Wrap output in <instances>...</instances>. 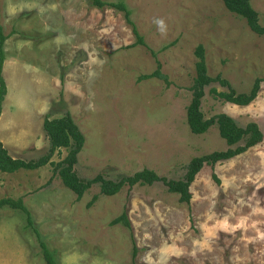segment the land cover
<instances>
[{"label": "rangeland", "instance_id": "rangeland-1", "mask_svg": "<svg viewBox=\"0 0 264 264\" xmlns=\"http://www.w3.org/2000/svg\"><path fill=\"white\" fill-rule=\"evenodd\" d=\"M122 1L147 47L128 48L136 38L123 12L89 0H0L7 90L0 142L8 155L29 161L46 154L43 120L68 113L84 137L74 166L80 179L118 182L142 169L182 179L191 159L228 148L215 125L195 135L186 123L198 45L207 74L227 80L237 93L261 80L247 106L215 98L210 88L227 89L209 85L200 106L204 118L225 114L243 128L256 123L262 142L204 164L189 203L162 182L124 185L114 196H103L95 184L77 200L51 164L0 172V199L23 200L57 264H264V35L221 0ZM250 3L264 27V0ZM158 64L167 82L140 79ZM66 153L61 149L51 161ZM123 212L130 229L110 225ZM26 224L19 211L0 209V264H45Z\"/></svg>", "mask_w": 264, "mask_h": 264}, {"label": "trees", "instance_id": "trees-1", "mask_svg": "<svg viewBox=\"0 0 264 264\" xmlns=\"http://www.w3.org/2000/svg\"><path fill=\"white\" fill-rule=\"evenodd\" d=\"M221 1L230 13L245 20L252 32L258 35H264V27L259 24L258 13L252 7L250 0ZM89 2L93 7L98 9L106 7L123 12L124 18L131 26L132 32L136 38L135 43L129 45L128 48L135 47L137 45L147 47L143 37L138 33L137 28L131 19V11L122 0H117L115 2L89 0ZM5 40L6 37L3 35L2 28L0 26V106L7 92L5 80L2 75L4 63L3 45ZM174 44L175 41L168 43L162 46L160 51H164ZM148 50L151 55H155L153 50L149 48ZM194 55L197 61L195 63V76L190 87L191 99L186 108L187 126L192 134L202 135L206 133L210 127L215 125L220 138L225 141L228 148L225 151H215L210 154L191 159L187 164L186 172L182 179L167 180L166 178L159 177L154 171L148 169H142L141 171L135 172L131 176L121 177L118 182L105 180L100 175H97L90 180L80 179L74 172V166L77 163V156L84 145V137L68 113L58 118L49 119L48 117H45L42 128L48 138L49 148L46 154L36 160L24 161L14 159L8 155L7 151L3 148L2 143L0 142V172L12 174L18 170L32 171L51 164L53 166V172L58 175L61 183L76 195L77 200L81 199L83 194L95 184H99L100 193L103 196H114L124 185H128L129 187H133L135 185L151 186L156 182H162L167 187L168 192L179 196L180 202L189 203L191 200V193L189 190L190 185L204 164L213 166L216 163L230 160L260 144L263 140V134L256 123H248L243 128L236 125L233 119L225 114H217L209 119H205L200 111L201 100L205 95V88L212 83L216 82L221 87H225L227 89L225 92H218L216 89L210 88L209 93L215 98L221 99L224 102L233 105L247 106L256 99L260 90L261 80H255L251 89L247 93H237L227 80L222 79L219 76L212 78L207 74L204 49L201 45L196 47ZM150 78H157L167 82V78L160 72L159 64L153 73L144 75L140 79L143 80ZM61 149L67 150L65 157L59 162L53 163L51 161L52 156ZM96 198V195L93 196L92 200L88 203V207L95 202ZM4 207L19 211L25 217V221L27 223L26 226L31 228L35 233L45 264H57L54 253L49 250L48 246L43 241H41L39 232L34 228L31 214L24 205L23 200L21 198L0 199V209ZM118 224H121L128 229L131 228V224L125 212L110 222V225ZM136 252L137 251L134 249L132 253L133 260L136 257Z\"/></svg>", "mask_w": 264, "mask_h": 264}, {"label": "clouds", "instance_id": "clouds-1", "mask_svg": "<svg viewBox=\"0 0 264 264\" xmlns=\"http://www.w3.org/2000/svg\"><path fill=\"white\" fill-rule=\"evenodd\" d=\"M154 22L158 25L159 30H160L162 33H164V32L166 31V25H165V23H164L163 20L158 19V20H156V21H154Z\"/></svg>", "mask_w": 264, "mask_h": 264}]
</instances>
